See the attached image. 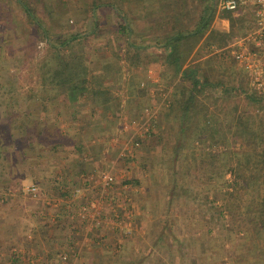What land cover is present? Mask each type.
Masks as SVG:
<instances>
[{"label": "rangeland", "instance_id": "rangeland-1", "mask_svg": "<svg viewBox=\"0 0 264 264\" xmlns=\"http://www.w3.org/2000/svg\"><path fill=\"white\" fill-rule=\"evenodd\" d=\"M35 1L39 14L50 20V33L54 39L66 30H87L80 36L87 38L75 43L72 50L86 68L89 89L75 101H69L61 87L42 84L41 69L47 57L45 40L25 17L18 4L12 0H0V213L3 211L8 214L5 217L11 214L10 217L14 218L15 222L19 221V217L22 218L19 221L24 224L22 236H29L31 239L37 232L35 225L43 236H48L50 229L65 231L64 224L59 221L65 217L56 216L60 213L57 210L63 194L56 189L58 184L66 183V176L57 178L66 166L61 168L59 164L62 162L58 164L56 161L59 157L73 153L72 147L69 146L71 143L83 144L88 121L97 120L98 118H94L97 114L102 115L104 120L95 122L94 129L98 131L96 134L105 136L113 130V122L109 116L118 107L122 114V126L130 121L128 113L131 114L149 103L150 97L145 90L155 89V92H159L154 94L160 97L167 93L168 88L173 92L180 89V92H184L182 96H187L189 81L181 80L167 67L166 51L158 41H163V37L180 29L184 34L191 32L197 26L203 9L212 6L209 0H163V3L154 0V14L151 13L153 20L150 21L153 24L145 25L142 21L139 22L140 25L133 24V29L127 37V40L140 45L142 49L134 64L131 56L127 55L125 39L118 29L119 24L123 22L122 17L116 16V11L105 5L115 4V0H101L102 7L92 10L89 7L91 0ZM93 25L95 30L91 32ZM212 26L227 28L216 17L212 20ZM129 28L131 29V26ZM142 29H149L150 34L143 35L140 32ZM213 52L214 49L209 48L205 41L200 42L189 54L183 68L203 62L202 68L207 70L210 67L213 73L211 78L221 79L223 85L212 89L210 93L199 95L201 101L198 103L197 99L193 111L185 112V115L190 114L192 121L198 123L199 127L198 132L194 131L195 136L191 133L189 135L193 146L198 147L202 156L198 172L209 168L206 158L215 159L213 162L217 168L218 183L222 188H229V179L224 178L229 167L222 165L223 158L219 154L225 155L229 152L235 166L238 158L245 160L249 153H258V148L264 143L262 135L255 133L253 129L237 130L234 121L240 119L246 122L249 118L247 122H251V116L257 114L264 117V109L260 105H250L245 98L244 92L249 90V86L243 71L230 59L221 61L215 58ZM207 58L213 59L206 61ZM149 70L154 72L153 75H157H154L155 77H161L160 85L155 88L150 86ZM141 82H145L144 85H141ZM236 86L243 88L239 95L233 91ZM224 89L228 90V93H225ZM124 98L127 109L125 111L117 105ZM90 106L98 111H92ZM212 112L215 115L219 113L215 131L217 140L222 138L224 143L220 141L218 144H208L196 139L200 138L197 134L210 133L201 131L207 127V124L201 126V123L207 119L210 121L209 113ZM232 127L234 131L231 130ZM233 132L236 134L234 139ZM235 140H239L240 144ZM231 141L236 143L231 146L232 150ZM215 146L223 150H218ZM211 154L216 157H210ZM30 183L39 188L38 196L33 197L24 190V186ZM65 186L67 188L68 185ZM80 187L75 186L65 192L70 202L76 199L77 209L83 205L80 200L84 201V204L87 201L83 190L81 195L75 193V189ZM261 189L263 190L262 186L256 185L241 191L240 200L233 197L227 200L234 213L230 225L232 236L247 235L240 229L237 215L243 202L257 201L261 197ZM95 193L91 198H96L100 190ZM104 194L107 195V192ZM198 196L204 204H210V197L207 196L206 199L202 194ZM106 217L107 214H104L103 220H107ZM2 218L0 217V222ZM89 226L98 229L104 226V222L99 226L89 222ZM126 229L122 231L126 233Z\"/></svg>", "mask_w": 264, "mask_h": 264}, {"label": "crops", "instance_id": "crops-1", "mask_svg": "<svg viewBox=\"0 0 264 264\" xmlns=\"http://www.w3.org/2000/svg\"><path fill=\"white\" fill-rule=\"evenodd\" d=\"M159 1L163 3V0ZM115 2L118 5H105L115 10L116 16L122 17L123 24L129 23L130 31L133 24L140 25L141 21L145 25L153 24L150 21L153 20L154 0ZM215 17L218 18L217 14ZM92 29L91 32L95 25ZM140 32L146 36L150 34L149 29ZM155 76L151 77L148 72L150 86L154 88L161 80ZM154 90H145L150 97L148 104L127 114L130 121L137 123L135 127L126 131L122 129L123 119L118 107L109 116L113 130L105 136L98 135L94 123L104 118L94 114L98 119L87 122L83 144L71 143L73 153L57 159L56 163L63 164H59L61 168L66 166L57 176L58 179L66 176V183L58 184L56 189L63 194L57 210L60 213L56 216L65 217L59 220L65 231L50 229L48 236H43L35 225L37 232L31 239L22 236L24 224L19 222L22 218L15 222L11 214L5 217L8 214L0 213L3 217L0 222V247L3 249L0 264H62L60 256L64 252L69 255V264H264V227L255 211L261 197L257 201L243 202L237 219L243 234L247 235L232 236L230 225L234 213L226 192L231 187L219 185L215 159L206 158L209 168L200 170L202 175H199L202 156L189 138L190 133L195 136L198 132V123L175 105V100L184 92L180 89L173 92L168 88L167 93L159 97L155 95L159 91ZM125 99L117 102L123 111L127 110ZM146 107L153 116L152 130L142 139L141 145L131 151L140 128L145 124L142 116ZM89 108L95 109L93 106ZM208 121L202 122L201 126L209 124ZM197 135L200 138L196 139L208 144L223 141L222 138L218 141L214 133ZM232 135V139L236 138L234 132ZM235 141H231L230 150ZM237 144H240L239 140ZM219 155L223 158V166L231 168L234 165L229 152ZM210 157L216 156L211 154ZM229 168L224 175L228 181L231 178ZM102 171L111 172L117 180L107 192L103 209L107 220H104L103 227L94 229L89 226L88 219L79 216L76 199L70 202L65 192L81 186L87 201L90 200L100 186L90 182L81 185V174ZM198 194L206 199L210 197V204L200 201ZM123 229H129L128 233Z\"/></svg>", "mask_w": 264, "mask_h": 264}, {"label": "trees", "instance_id": "trees-1", "mask_svg": "<svg viewBox=\"0 0 264 264\" xmlns=\"http://www.w3.org/2000/svg\"><path fill=\"white\" fill-rule=\"evenodd\" d=\"M12 1L19 5L25 17L29 19L38 32L41 33L42 39L45 40L47 57L41 69L42 84L45 86L48 84L52 85V87L54 85L61 87L65 90L69 101H75L81 97L84 92L88 91L89 83L86 68L81 63L77 54L73 53L72 49L75 43H80V41L87 38L86 36L80 37L87 30H66L61 35H58L57 39H54L50 33V20L39 14L35 0ZM209 1L213 5L212 0ZM102 4L101 0H91L89 7L91 10L94 8L98 9ZM215 16L216 11L213 6L206 7L203 9V13L200 15L199 22L194 30L184 34V31L180 29L172 35L163 37V41H158L163 44V50L166 51L165 64L167 67L174 75H179L189 81L187 96H181L179 99H176V107L184 111V113L193 111L195 107L194 103H196L197 99L198 103L201 101L199 95L205 92L210 93L212 89L223 85L221 79L213 80L211 78V74L213 73L210 67L207 70L202 68L203 62H200L201 60H199L200 63L197 65L183 68L189 54L200 42L205 41V44L209 48L214 49L213 56L215 58L226 61L229 59L228 56L223 51L216 53L215 50L223 48L227 39L244 34L251 23V18L249 17L235 16L231 11H223L221 17L228 20L229 26L228 28H215L211 27ZM128 25L121 22L119 24V31L125 39L127 55H130L131 59L134 60V64H136L137 57L142 49L138 44L127 40L130 34ZM213 58H207L206 61ZM233 91H235L236 95H239L243 91V88L239 89L236 86V88L233 87ZM224 92L228 93V90L224 89ZM244 95L250 105H260L264 109V94H259L249 89L244 92ZM209 115V124H207L206 128H202L201 131L204 133L210 132L208 135L216 134L215 123L219 118V113L215 115L212 112ZM232 117L230 119L233 120ZM251 117V122H247L249 118L246 122L235 119L234 125L236 129H253L255 133L262 135L264 140V117L258 116V114ZM258 149V153H249L245 160L238 158L235 166L231 167L230 171L233 176L231 175V179L227 184V187H231V190L227 193L229 198L233 197L236 200H240L241 191H246V189L256 185L262 186L263 194L255 211L257 212L260 225L264 227V143ZM254 156H257V158Z\"/></svg>", "mask_w": 264, "mask_h": 264}, {"label": "built area", "instance_id": "built-area-1", "mask_svg": "<svg viewBox=\"0 0 264 264\" xmlns=\"http://www.w3.org/2000/svg\"><path fill=\"white\" fill-rule=\"evenodd\" d=\"M212 2L217 17L227 28L228 20L221 17L223 11H231L235 16L251 18V23L244 34L226 40L225 46L216 49L215 52L223 51L237 67L243 70L250 90L264 94V0H212ZM149 75L154 76L151 70H149ZM142 117L145 124L140 128L138 138L131 146V151L141 145L142 139L150 135L153 127L151 123L153 116L148 107L143 110ZM136 125L134 121H127L123 123L122 129L126 131ZM116 180L117 177L109 171L81 174L82 185L90 182L100 186V194L96 198H90L79 208L78 214L81 218L88 219L94 226H99L104 222L103 209L107 199L104 193L108 192ZM24 190L33 197L40 194L39 188L34 183L25 185ZM81 190H83L82 187L76 188L75 193L81 195ZM128 231L129 229L125 230L126 233ZM60 260L62 264H69L68 253H62Z\"/></svg>", "mask_w": 264, "mask_h": 264}, {"label": "water", "instance_id": "water-1", "mask_svg": "<svg viewBox=\"0 0 264 264\" xmlns=\"http://www.w3.org/2000/svg\"><path fill=\"white\" fill-rule=\"evenodd\" d=\"M213 3V2H212ZM213 6V5H212Z\"/></svg>", "mask_w": 264, "mask_h": 264}]
</instances>
